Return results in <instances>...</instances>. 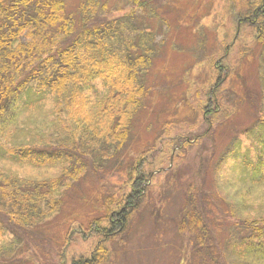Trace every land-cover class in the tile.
Returning <instances> with one entry per match:
<instances>
[{
	"label": "rangeland",
	"instance_id": "obj_1",
	"mask_svg": "<svg viewBox=\"0 0 264 264\" xmlns=\"http://www.w3.org/2000/svg\"><path fill=\"white\" fill-rule=\"evenodd\" d=\"M64 1L73 13L80 4H89L95 17L117 29L115 47L130 51L132 58H145L144 67H137L144 95L126 141L116 150L86 134L70 142L36 110L28 113L27 134L42 153L33 162L0 153V167L17 189L16 194L0 193V264H71L88 258L102 240L92 222L106 221L107 208L128 194L126 181L139 156L140 171L152 176L147 195L126 230L106 242L104 264L209 263L205 257L200 263L192 258L190 236L179 231L191 179L207 183L215 193L204 212L221 264H264V182L244 168L239 150L248 145L240 128L254 116L244 103L243 87L249 85L251 92L258 88L257 64H245L240 45L229 39L235 0ZM222 15L228 22L223 38L220 29L209 28L218 27ZM238 33L251 46L252 29L243 27ZM214 35L221 37L218 50L231 49L239 64H231L235 83L228 81L216 94L223 109L208 128L202 109L211 85L207 60ZM42 120L47 125L40 130L36 125ZM258 221V227L249 226Z\"/></svg>",
	"mask_w": 264,
	"mask_h": 264
},
{
	"label": "trees",
	"instance_id": "obj_2",
	"mask_svg": "<svg viewBox=\"0 0 264 264\" xmlns=\"http://www.w3.org/2000/svg\"><path fill=\"white\" fill-rule=\"evenodd\" d=\"M235 2L237 6L231 8L230 14L229 39L234 41L235 47L240 45L241 60H245V64L254 66L256 62L258 76V88L254 92L249 85L243 87L244 103L254 116L248 126L240 128V136H245L248 143L239 146L243 152L240 158L244 168L250 167L252 175L264 182V0ZM225 18L222 15L216 22L218 27H209L213 29L211 32L220 29L222 38L228 23ZM243 27L252 29L251 46H247L238 33ZM116 38H119L117 29L103 24V18L95 17L87 3L80 4L73 13L64 0H0V153L4 151L17 160L36 161L42 151L35 147L36 140L29 137L26 128L28 113L33 110L49 119L52 127L64 131L70 142L77 143L86 134L92 141L110 142L115 150L120 148L141 106L144 87L137 67L144 65L145 58L133 59L130 51L115 47ZM214 38L215 47L207 60L213 70L211 85L202 109L208 128L222 108L221 97L216 94L228 81L235 83L236 71L231 64L235 61L239 64V60L230 56L231 49L228 53L218 50L221 37L218 40L214 35ZM39 125H36L38 129H44L47 122L42 120ZM251 134L255 135L251 137ZM232 141L236 145L237 137ZM141 160V156L137 157L130 169V179L126 181L128 194L114 202L111 205L114 208H107L106 221L103 219L102 223L101 219H96L92 222L94 232L102 240L97 242L88 258L72 260L71 264H104L107 261L106 242L114 234L126 230L131 215L145 201L147 183L152 176L140 171ZM203 161L207 163L204 158ZM192 171L190 168L191 174ZM54 182L57 180L50 188ZM208 189L205 182L197 184L191 179L187 183L185 212L179 231L185 230L190 236L192 258L204 260L205 257L210 261L203 264H221L204 212L206 201L215 195ZM10 190L14 194L17 192L0 167V193ZM113 198L110 196L109 200ZM5 215L10 221V214ZM249 226L256 228L259 221Z\"/></svg>",
	"mask_w": 264,
	"mask_h": 264
}]
</instances>
